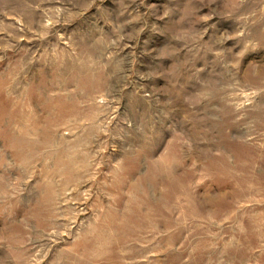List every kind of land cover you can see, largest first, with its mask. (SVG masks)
Instances as JSON below:
<instances>
[{
	"label": "rangeland",
	"instance_id": "rangeland-1",
	"mask_svg": "<svg viewBox=\"0 0 264 264\" xmlns=\"http://www.w3.org/2000/svg\"><path fill=\"white\" fill-rule=\"evenodd\" d=\"M0 264H264V0H0Z\"/></svg>",
	"mask_w": 264,
	"mask_h": 264
}]
</instances>
